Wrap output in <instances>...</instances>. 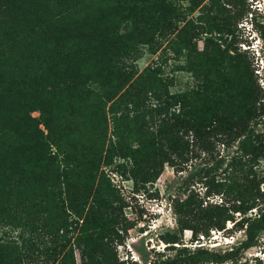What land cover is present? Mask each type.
Listing matches in <instances>:
<instances>
[{
	"label": "trees",
	"instance_id": "trees-1",
	"mask_svg": "<svg viewBox=\"0 0 264 264\" xmlns=\"http://www.w3.org/2000/svg\"><path fill=\"white\" fill-rule=\"evenodd\" d=\"M111 1L0 0V264H74L70 248L69 259L58 258L72 234L80 264H116L102 232L114 217L107 210L112 189L96 178L99 164L117 155L130 157V171L152 176L164 163L198 157L199 172L210 174L203 193L221 197L174 200V223L196 232L228 220L243 234L229 250L175 246L148 264H220L264 231V207L258 206L264 199L253 173L264 149V133L256 128L264 115L260 88L250 87L251 102L225 95L224 78L207 79L204 55L195 52L198 64L187 67L193 84L169 91L171 80L159 65L139 72L135 65L163 9L150 0H117L109 13ZM189 30L178 38L186 58L194 52ZM244 73L237 76L241 88ZM86 112L98 126L78 123L76 116ZM80 124L86 126L78 136ZM106 140L104 155L94 154ZM216 142L233 150L218 154ZM222 172L241 177L215 180ZM2 228L17 229L23 248ZM36 239L48 244L38 247Z\"/></svg>",
	"mask_w": 264,
	"mask_h": 264
},
{
	"label": "rangeland",
	"instance_id": "rangeland-1",
	"mask_svg": "<svg viewBox=\"0 0 264 264\" xmlns=\"http://www.w3.org/2000/svg\"><path fill=\"white\" fill-rule=\"evenodd\" d=\"M150 1H155L158 8L163 10L158 23L152 30H148V36L151 38L149 44L139 45L140 56L135 61L138 72L147 65H159L162 74L171 80L169 91H182L193 84L194 78L188 68L190 64H198L195 52H202L204 61L203 63L201 61V73L203 75L205 73L206 78L210 80H218L219 77L222 81L224 78L221 88L225 95H233L234 99L243 98L244 101L251 102L249 89L254 84L260 88V96L263 97L261 100L264 102V0ZM116 2L117 0L109 3V13L115 11ZM189 28V33L192 34L189 44H194V52L186 58V50L181 48V41L178 38ZM151 46L155 47L152 52L149 51ZM164 46L171 47L172 51H163ZM243 71L246 85L241 88L237 83V76L242 75ZM88 86L96 87L89 83ZM105 104L106 112L109 102ZM30 115L39 117L37 110L31 111ZM76 118L78 123L86 121L85 123L94 127L98 126L94 114L86 112L85 116ZM85 126V124L78 126V136L82 135ZM38 127L43 130L41 123ZM109 128L108 121V133ZM256 128L260 133H264V115ZM106 142L107 140L99 153L93 147L94 154L103 156L108 147ZM131 144L134 145L135 142ZM215 148L218 154H230L233 150V147H225L217 142ZM200 161L198 157H190L176 165L164 163L155 176L150 172H140L138 168L130 171L132 164L128 156L117 155L113 157L111 164L104 165L102 162L99 164L96 180L98 179L101 187L108 184L114 198V202H111L107 209L114 212V217L106 219L102 232L107 249L112 253L116 264H148L150 260L171 255L175 246L185 245L192 248L195 246V240L200 239L203 240L202 247L220 252L234 248L242 240L243 234L239 225H231V221L228 220L215 226L207 225L196 232H191L188 228L180 229L174 223L172 205L176 199L180 201L196 194L203 203L207 200L219 202L220 193L214 192L209 196L203 193L210 174L199 172L200 168H204L201 167L203 164ZM253 169L255 178L259 180L258 188L263 200L264 149ZM223 177L239 179L241 173L222 172L216 174L214 179L219 180ZM258 206L264 207V201ZM236 217L234 213L232 220ZM9 231L17 245L23 248L26 242L17 236V229ZM75 235L70 236L65 247L67 251L63 250L58 258L67 256L70 248L74 264H80V256L75 247L77 246ZM42 241L45 240L36 239V246L43 247L48 244L45 242L41 244ZM42 258L43 256H39L37 259L40 261ZM25 261L29 262L24 259ZM32 263L34 260H30L29 264ZM220 264H264V231L257 232L249 247L239 250Z\"/></svg>",
	"mask_w": 264,
	"mask_h": 264
},
{
	"label": "built area",
	"instance_id": "built-area-1",
	"mask_svg": "<svg viewBox=\"0 0 264 264\" xmlns=\"http://www.w3.org/2000/svg\"><path fill=\"white\" fill-rule=\"evenodd\" d=\"M202 241L203 240H201V239L200 240H195V243H194L195 246H192V247H198V246L202 247Z\"/></svg>",
	"mask_w": 264,
	"mask_h": 264
}]
</instances>
